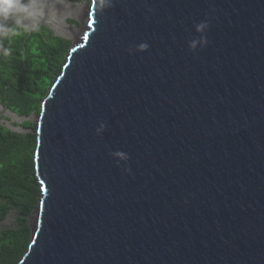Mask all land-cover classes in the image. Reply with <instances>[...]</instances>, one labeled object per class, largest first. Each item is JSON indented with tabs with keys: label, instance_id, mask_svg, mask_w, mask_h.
Segmentation results:
<instances>
[{
	"label": "water",
	"instance_id": "95a60500",
	"mask_svg": "<svg viewBox=\"0 0 264 264\" xmlns=\"http://www.w3.org/2000/svg\"><path fill=\"white\" fill-rule=\"evenodd\" d=\"M39 132L20 264H264V0H92Z\"/></svg>",
	"mask_w": 264,
	"mask_h": 264
},
{
	"label": "trees",
	"instance_id": "16d2710c",
	"mask_svg": "<svg viewBox=\"0 0 264 264\" xmlns=\"http://www.w3.org/2000/svg\"><path fill=\"white\" fill-rule=\"evenodd\" d=\"M70 45V40L47 27L14 38L13 56L0 57V105L18 116L39 114L63 70ZM36 128L17 133L0 124V222L13 210L19 214L16 227L0 229V264H18L31 242L28 217L40 201Z\"/></svg>",
	"mask_w": 264,
	"mask_h": 264
},
{
	"label": "clouds",
	"instance_id": "9594fccd",
	"mask_svg": "<svg viewBox=\"0 0 264 264\" xmlns=\"http://www.w3.org/2000/svg\"><path fill=\"white\" fill-rule=\"evenodd\" d=\"M92 4L87 5L89 8ZM115 5V0H95V8L100 16ZM84 5L81 0H0V57L5 59L13 56L14 50L11 43L14 38L22 34L39 33L42 28H49L54 34L65 39L72 37V21L83 14ZM149 11H151L149 9ZM210 25L207 21H201L195 25L198 34L189 41V50L196 52L198 48L208 44L207 30ZM146 42L130 45L127 49L130 55L144 53L149 50ZM107 124L101 122L96 129V134L103 135ZM119 162L127 165L130 157L123 151L109 153ZM124 171L131 174L130 167H124Z\"/></svg>",
	"mask_w": 264,
	"mask_h": 264
},
{
	"label": "rangeland",
	"instance_id": "374dc122",
	"mask_svg": "<svg viewBox=\"0 0 264 264\" xmlns=\"http://www.w3.org/2000/svg\"><path fill=\"white\" fill-rule=\"evenodd\" d=\"M81 2L84 5V16L78 17L76 20L72 21V37L68 38V40L73 43L74 40L79 39L81 33L83 32L86 24L87 17H85V14L88 12V6L91 3V0H81ZM56 35V34H55ZM58 36V35H57ZM38 121V114L33 113L30 117L25 116H18L15 113H12L9 109H7L5 106L0 105V124L8 127L14 132L17 133H27V132H33V127L37 125ZM30 124H27V123ZM36 208V207H35ZM34 211V210H33ZM28 217V225L31 224V216ZM18 216L19 214L16 211H11L10 214L7 216V218L0 222V229L3 228H13L16 227L18 222Z\"/></svg>",
	"mask_w": 264,
	"mask_h": 264
},
{
	"label": "bare ground",
	"instance_id": "6f19581e",
	"mask_svg": "<svg viewBox=\"0 0 264 264\" xmlns=\"http://www.w3.org/2000/svg\"><path fill=\"white\" fill-rule=\"evenodd\" d=\"M88 11H89V8H88ZM87 15H88V12L85 14V17H87ZM82 16H84V12H83V15ZM82 34V33H81ZM81 36V35H80ZM67 65V61H66V63H65V65H64V67H63V70H62V72L60 73V75L58 76V78L55 80V82H54V84L52 85V87H51V89H50V91H49V93H48V95L46 96V98L44 99V102L46 101V99L51 95V93H52V90H53V88H54V86H55V84L58 82V80H59V77L60 76H62L63 75V73H64V69H65V66ZM44 102H43V105H42V108H41V111H40V113L38 114V121H37V128H36V130H35V133L38 135V137L40 136V132H39V130H40V124H41V119H42V113H43V108H44ZM38 142H39V140H38ZM37 150H38V144H37V149H36V152H35V158H34V161H35V169H36V175H37V170H38V163H37V161H36V157H37ZM37 177H38V175H37ZM38 180H39V183H41L40 181H41V179L38 177ZM33 213H34V211H33ZM30 227H31V224H30ZM23 258H24V256L22 257V259L20 260V262L18 263V264H20L22 261H23Z\"/></svg>",
	"mask_w": 264,
	"mask_h": 264
}]
</instances>
